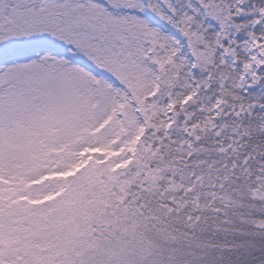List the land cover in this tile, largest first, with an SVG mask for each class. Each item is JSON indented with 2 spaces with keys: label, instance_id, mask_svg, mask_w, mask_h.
<instances>
[{
  "label": "snow or ice",
  "instance_id": "obj_1",
  "mask_svg": "<svg viewBox=\"0 0 264 264\" xmlns=\"http://www.w3.org/2000/svg\"><path fill=\"white\" fill-rule=\"evenodd\" d=\"M0 264H264V0H0Z\"/></svg>",
  "mask_w": 264,
  "mask_h": 264
}]
</instances>
